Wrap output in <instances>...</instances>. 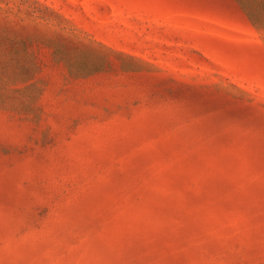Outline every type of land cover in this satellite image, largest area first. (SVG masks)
<instances>
[{
  "label": "rangeland",
  "instance_id": "obj_1",
  "mask_svg": "<svg viewBox=\"0 0 264 264\" xmlns=\"http://www.w3.org/2000/svg\"><path fill=\"white\" fill-rule=\"evenodd\" d=\"M0 264H264V0H0Z\"/></svg>",
  "mask_w": 264,
  "mask_h": 264
}]
</instances>
